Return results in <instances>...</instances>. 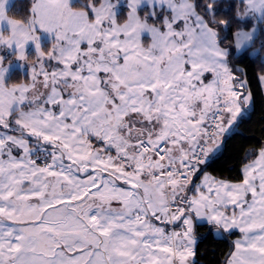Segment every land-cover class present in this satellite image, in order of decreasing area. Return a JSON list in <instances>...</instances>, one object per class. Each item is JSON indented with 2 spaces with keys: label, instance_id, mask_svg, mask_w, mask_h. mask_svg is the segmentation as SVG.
Returning a JSON list of instances; mask_svg holds the SVG:
<instances>
[{
  "label": "snow or ice",
  "instance_id": "snow-or-ice-1",
  "mask_svg": "<svg viewBox=\"0 0 264 264\" xmlns=\"http://www.w3.org/2000/svg\"><path fill=\"white\" fill-rule=\"evenodd\" d=\"M7 2L0 264H197L204 224L239 232L226 264H264V143L207 171L252 106L230 57L264 51V0Z\"/></svg>",
  "mask_w": 264,
  "mask_h": 264
},
{
  "label": "trees",
  "instance_id": "trees-1",
  "mask_svg": "<svg viewBox=\"0 0 264 264\" xmlns=\"http://www.w3.org/2000/svg\"><path fill=\"white\" fill-rule=\"evenodd\" d=\"M238 0H222V5L227 7L229 4L237 3ZM32 0H14L10 14L16 18L27 20L30 16V7ZM221 35H225L221 33ZM228 40L231 41V33H228ZM258 40L255 48L259 49ZM252 49H249L242 56L233 55L230 57L234 66L244 69L247 78L250 81V88L253 92V103L245 119L230 134L224 143L221 153L215 160L213 166L207 171L214 177L234 180L239 177L241 165L246 159V154L264 143V94L257 76L264 71L261 57H264V51H260L257 56H252ZM17 70L13 71L12 80L22 81ZM16 77V78H15ZM239 233L232 235L221 234L217 236L208 225L204 224L197 229L198 243L195 260L197 264H225L228 254L233 247L234 238Z\"/></svg>",
  "mask_w": 264,
  "mask_h": 264
},
{
  "label": "rangeland",
  "instance_id": "rangeland-1",
  "mask_svg": "<svg viewBox=\"0 0 264 264\" xmlns=\"http://www.w3.org/2000/svg\"><path fill=\"white\" fill-rule=\"evenodd\" d=\"M13 2H14V0H8L7 5H6V15L8 16L9 19H14V20H18V21H22V22H23L24 20L19 19V18H16V17L13 16L12 14H10V8H11ZM33 3H34V0H32V4H31V7H30V13H31V8H32ZM45 42H47V41H45ZM255 49H256V48H255ZM255 49H252L251 52L254 51ZM32 57H33V52H32L31 47H29V58L31 59ZM11 59H13V60L15 61V57H14V56L11 57ZM21 63H22V62H21ZM15 70H17V71L19 72V75H20V77H18V75H17V78H22V76L24 77V74H23V72H22L20 69H18V68H14L13 71H15ZM15 78H16V77H15ZM24 79H25V77H24ZM22 81H23V80H22ZM13 82H16V81H13ZM260 84H261V83H260ZM261 87H262L263 94H264V85L261 84ZM248 110H249V109H248ZM239 237H240V235H239L238 237L234 238V240L238 239ZM234 240H233V241H234ZM225 264H226V263H225Z\"/></svg>",
  "mask_w": 264,
  "mask_h": 264
},
{
  "label": "crops",
  "instance_id": "crops-1",
  "mask_svg": "<svg viewBox=\"0 0 264 264\" xmlns=\"http://www.w3.org/2000/svg\"><path fill=\"white\" fill-rule=\"evenodd\" d=\"M249 109H250V108H249ZM247 112H248V111H247ZM246 114H247V113H246ZM236 232H238V231H236ZM238 233H239V232H238ZM220 235H221V234H220ZM239 235H240V234H239ZM239 235H238V236H239ZM217 236H219V235H217ZM226 261H227V260H226ZM226 261H225V263H226Z\"/></svg>",
  "mask_w": 264,
  "mask_h": 264
}]
</instances>
